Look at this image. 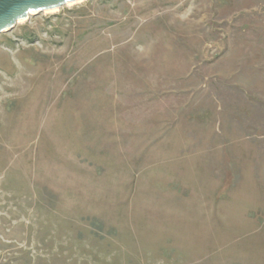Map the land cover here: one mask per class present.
<instances>
[{"label": "rangeland", "instance_id": "obj_1", "mask_svg": "<svg viewBox=\"0 0 264 264\" xmlns=\"http://www.w3.org/2000/svg\"><path fill=\"white\" fill-rule=\"evenodd\" d=\"M0 264H264V0L0 35Z\"/></svg>", "mask_w": 264, "mask_h": 264}, {"label": "water", "instance_id": "obj_2", "mask_svg": "<svg viewBox=\"0 0 264 264\" xmlns=\"http://www.w3.org/2000/svg\"><path fill=\"white\" fill-rule=\"evenodd\" d=\"M82 0H0V35L15 29L21 19L56 10Z\"/></svg>", "mask_w": 264, "mask_h": 264}, {"label": "bare ground", "instance_id": "obj_3", "mask_svg": "<svg viewBox=\"0 0 264 264\" xmlns=\"http://www.w3.org/2000/svg\"><path fill=\"white\" fill-rule=\"evenodd\" d=\"M54 11H56V10H51V12H54ZM25 20V19H24Z\"/></svg>", "mask_w": 264, "mask_h": 264}]
</instances>
